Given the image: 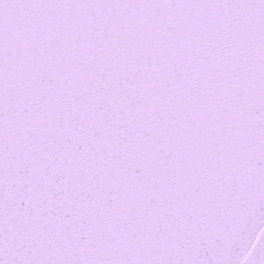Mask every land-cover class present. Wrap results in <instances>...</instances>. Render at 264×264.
<instances>
[{"label":"snow or ice","instance_id":"snow-or-ice-1","mask_svg":"<svg viewBox=\"0 0 264 264\" xmlns=\"http://www.w3.org/2000/svg\"><path fill=\"white\" fill-rule=\"evenodd\" d=\"M0 264H264V0H0Z\"/></svg>","mask_w":264,"mask_h":264}]
</instances>
